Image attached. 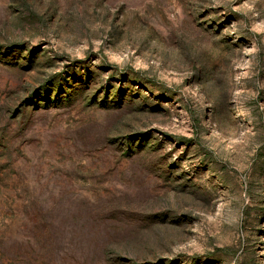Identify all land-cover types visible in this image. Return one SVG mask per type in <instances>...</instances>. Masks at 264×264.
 Listing matches in <instances>:
<instances>
[{"label":"rangeland","instance_id":"1","mask_svg":"<svg viewBox=\"0 0 264 264\" xmlns=\"http://www.w3.org/2000/svg\"><path fill=\"white\" fill-rule=\"evenodd\" d=\"M44 212L36 264H264V0H0V252Z\"/></svg>","mask_w":264,"mask_h":264},{"label":"trees","instance_id":"2","mask_svg":"<svg viewBox=\"0 0 264 264\" xmlns=\"http://www.w3.org/2000/svg\"><path fill=\"white\" fill-rule=\"evenodd\" d=\"M84 97H86L87 100L88 98H90L85 92L84 85H82L79 86L76 94L72 96L71 94L68 95L66 103L72 104L74 103V101H76V99L78 100ZM48 104L49 103H46L45 106H47ZM113 106H120V102H116V104ZM130 151L131 149H129L127 145V151L125 153L128 154ZM53 220V215L48 212H44L39 216H31L30 218H28L29 234H27L25 238L20 242L16 243L18 251L13 256L6 251L0 252V264H36V260L40 255L39 249L36 247V244L40 242V239L35 238V236H32L30 234L31 229L38 228L44 232L43 238H41V242L45 248L49 247L50 249L52 248L51 250H54L56 252L60 251L64 239L59 236V229L57 227V224ZM38 264H40V262ZM41 264L47 263L45 262Z\"/></svg>","mask_w":264,"mask_h":264}]
</instances>
